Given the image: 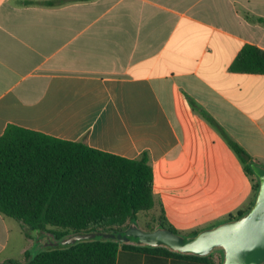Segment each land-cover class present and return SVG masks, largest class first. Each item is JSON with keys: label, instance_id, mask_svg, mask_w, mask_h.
Listing matches in <instances>:
<instances>
[{"label": "crops", "instance_id": "0c3cea01", "mask_svg": "<svg viewBox=\"0 0 264 264\" xmlns=\"http://www.w3.org/2000/svg\"><path fill=\"white\" fill-rule=\"evenodd\" d=\"M258 18L264 0H0V134L146 152L154 205L178 232L223 222L255 196L226 137L264 166V74L231 69L244 44L264 49ZM39 233L13 253L42 248ZM10 237L0 214V263ZM135 257L119 264H192Z\"/></svg>", "mask_w": 264, "mask_h": 264}, {"label": "trees", "instance_id": "16d2710c", "mask_svg": "<svg viewBox=\"0 0 264 264\" xmlns=\"http://www.w3.org/2000/svg\"><path fill=\"white\" fill-rule=\"evenodd\" d=\"M231 69L264 74V49L244 44ZM226 140L246 174L256 180L252 185L256 196L259 182L251 168L254 161L240 144ZM254 199L228 219L245 214ZM153 206V170L146 152L127 158L14 124L0 134V213L18 220L27 235V229L44 231L49 235L47 241H59L73 233H118L137 221L139 212ZM156 220L157 225L148 230L163 226L179 233L163 208ZM44 246L35 254L25 251L22 261L8 259L0 264H119L124 252L135 258L159 253L192 264H215L213 251L207 255L181 253L165 246L137 244L132 237L122 241L96 235L71 244L46 242Z\"/></svg>", "mask_w": 264, "mask_h": 264}, {"label": "water", "instance_id": "95a60500", "mask_svg": "<svg viewBox=\"0 0 264 264\" xmlns=\"http://www.w3.org/2000/svg\"><path fill=\"white\" fill-rule=\"evenodd\" d=\"M251 168L258 178L259 187L248 211L218 224L202 228L193 235H183L157 226L144 230L131 222L124 230L115 232L73 233L59 241H47L50 245L71 244L96 235L118 238L137 244L165 246L181 253L207 255L215 248L223 250L222 264H264V166L253 162Z\"/></svg>", "mask_w": 264, "mask_h": 264}, {"label": "rangeland", "instance_id": "374dc122", "mask_svg": "<svg viewBox=\"0 0 264 264\" xmlns=\"http://www.w3.org/2000/svg\"><path fill=\"white\" fill-rule=\"evenodd\" d=\"M261 164V163H260ZM263 165V164H262ZM251 177V181H252V185L255 184V179L253 176H250ZM1 214V213H0ZM159 215V207H158V204H155L149 211H141L138 213V218H137V221H135V223L142 229L144 230H148V228L150 227H154L157 225V220L156 218L158 217ZM1 218L3 219V221H5V223L7 224L9 230H10V234H11V237H10V243H9V247L7 249L6 252H9V250H12L13 248L16 247V249H19V247L21 245H23V242H25V236L26 233H25V228L26 227H23L22 224L12 218V217H8V216H5L3 214H1ZM27 231L29 232V235L32 232H35L33 230H29L27 229ZM37 233H39L40 235L42 233H45L44 231H36ZM180 233V232H179ZM181 234V233H180ZM183 235H188V234H183ZM32 236V235H31ZM51 236V235H50ZM34 238V237H32ZM47 238V237H46ZM28 241V240H27ZM35 241V239L33 240V242ZM46 244V241L44 242V245ZM29 247H33V245L31 244ZM43 247H46V246H43ZM42 247V248H43ZM39 247V243L38 245H35L31 250V253L32 254H35L37 253L38 251H40V249H42ZM14 250H12V254H11V257H13L14 260H17V261H22L24 259V255H19V253H17V250L13 253Z\"/></svg>", "mask_w": 264, "mask_h": 264}]
</instances>
